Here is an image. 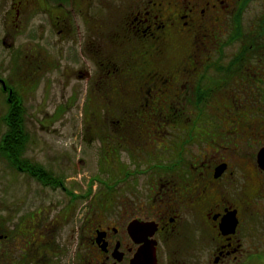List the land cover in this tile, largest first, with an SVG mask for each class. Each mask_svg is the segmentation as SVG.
<instances>
[{
  "label": "flooded vegetation",
  "instance_id": "af4514ba",
  "mask_svg": "<svg viewBox=\"0 0 264 264\" xmlns=\"http://www.w3.org/2000/svg\"><path fill=\"white\" fill-rule=\"evenodd\" d=\"M14 6L11 32L32 23L19 72L36 82L59 70L78 83L64 105L82 96V109L96 107L99 114L84 118L97 119L102 144L127 152L129 160L114 157L112 167L118 184H130L90 210L84 203L78 215L72 199L56 214L50 201L22 212V200L7 194L8 172L70 192L22 155L26 131L24 142L9 134L13 148L1 133L0 264L264 263V0ZM0 90L6 100L13 93L1 77Z\"/></svg>",
  "mask_w": 264,
  "mask_h": 264
},
{
  "label": "rangeland",
  "instance_id": "374dc122",
  "mask_svg": "<svg viewBox=\"0 0 264 264\" xmlns=\"http://www.w3.org/2000/svg\"><path fill=\"white\" fill-rule=\"evenodd\" d=\"M13 1L0 0V77L9 89L19 96L24 109L23 126L29 140L27 150L22 155L26 160L50 170L54 177L62 178L70 194L60 188H41L32 178L13 171L7 173V194L22 200L17 203L22 207L19 208L22 212L30 211L36 204L46 205L50 201L53 203L52 213L56 214L72 199L74 201L71 216L78 215L80 209L84 210V203L87 210H90L91 206L95 207V200L104 195L128 192L130 183H117L121 177L113 170L112 164L114 157L125 159L127 162L129 156L125 151L115 152L112 144H102L97 133V119L84 118V113L85 116L90 112L99 114L94 105L86 107V111L82 109V96L75 105H64L72 87H78L74 79L63 77L59 70H54L33 82L30 74L19 72V59L16 58L19 57V51H24L31 42L32 23L22 28V33L14 34L9 30L6 17L14 15L17 8L12 7ZM1 38L6 40L5 44L1 43ZM7 107V100L0 90V134L7 131L3 121ZM79 195L83 196L81 200ZM33 196L39 198V203L32 202ZM67 232L68 225L65 224L58 234L60 237H66ZM72 251L71 247L68 254L62 256L64 262L71 260Z\"/></svg>",
  "mask_w": 264,
  "mask_h": 264
},
{
  "label": "trees",
  "instance_id": "16d2710c",
  "mask_svg": "<svg viewBox=\"0 0 264 264\" xmlns=\"http://www.w3.org/2000/svg\"><path fill=\"white\" fill-rule=\"evenodd\" d=\"M7 104H8V107H7V111L5 113V115L3 116V121L7 127V131L6 133H8V135H6L4 137V142H7L8 145H11V147H15V135H9L11 132L13 133H20V136H21V141H25L26 139L24 138V126H23V115H24V109L22 107V102H21V99L19 98V96L14 93H12V95H8V100H7ZM23 146V145H22ZM8 158H12V164L13 165H16L15 162H19L20 164V161L17 159L18 155H14V154H8L7 155ZM23 163H25V165L28 167H30V171L33 169H35V165H31L30 163H28L27 161H22ZM42 170V169H40ZM29 171V170H28ZM36 175V174H34Z\"/></svg>",
  "mask_w": 264,
  "mask_h": 264
}]
</instances>
